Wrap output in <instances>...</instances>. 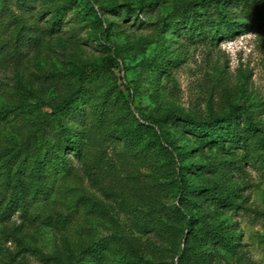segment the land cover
Instances as JSON below:
<instances>
[{
	"label": "rangeland",
	"instance_id": "1",
	"mask_svg": "<svg viewBox=\"0 0 264 264\" xmlns=\"http://www.w3.org/2000/svg\"><path fill=\"white\" fill-rule=\"evenodd\" d=\"M192 1L36 0L27 10L9 5L12 12L4 18L9 27L0 41V169L19 155L43 122L51 123L45 119L49 105L62 97L77 66L116 54L119 67L92 77L89 121L84 126L75 123L84 131V155L63 154L71 159L73 170L57 174L50 195L31 199L28 210L5 214L14 189L1 184L0 264H45L24 246L47 256L59 255L64 263L71 254L113 235L123 237L129 255L142 253L152 264H178L182 240L174 242L170 234L146 232L141 226L143 211L162 205L164 223L174 218L178 164L173 159L181 163L177 153L186 155V164L204 165L209 157L216 163L219 171L207 175L197 171L196 181L229 172L231 162L245 155L264 157V148L256 143L247 150L229 151L206 147L198 137L178 132L173 156L150 147L153 131L148 124L170 110L206 118L211 108L233 103L246 107L255 121L264 124V31L249 26L234 38L229 34L221 40L201 41L165 28L164 22ZM87 2L99 14L116 9L124 13L128 3L137 11L126 21L120 12L103 13L105 26L113 22L112 30L104 33L85 7ZM152 3L156 4L151 12ZM110 5L119 8H107ZM252 9L253 5L243 11L237 3L227 8L238 23H253L255 17L248 15ZM200 11L201 4L178 17ZM59 12L62 20L57 23ZM24 25L31 28L32 37L26 47L19 38ZM161 58L169 65L156 73L149 64ZM34 143L32 139L30 146ZM231 180L242 186L240 200L246 209L231 212L211 204L207 213L216 224L235 222L242 247L238 252L215 249L213 264H264L263 163H243ZM106 264L118 260L111 256Z\"/></svg>",
	"mask_w": 264,
	"mask_h": 264
},
{
	"label": "trees",
	"instance_id": "2",
	"mask_svg": "<svg viewBox=\"0 0 264 264\" xmlns=\"http://www.w3.org/2000/svg\"><path fill=\"white\" fill-rule=\"evenodd\" d=\"M35 2L36 0H0V41L2 34L9 27L7 23H4V18L12 12L9 5L27 10L32 8ZM234 3L242 6L243 11H248L253 5L252 11L249 10L248 13L250 18L255 17L253 23H250L252 21H246V23L233 21L227 8ZM155 4H150L148 11L152 12ZM199 4H201L200 12H196L193 16L178 17L186 9H193ZM144 6V4L141 5L138 10L143 12ZM85 7L90 9V15L101 24L104 33L112 30L113 22L105 26L106 22L101 16L103 13L120 12L121 18L126 21L130 14L137 11L129 3L124 13L116 9V11H102L99 14L89 2L85 4ZM111 7L119 8L116 5H110L107 8ZM254 12L255 15H252ZM56 18L57 23H60L62 20L60 12ZM164 23L165 28H173L175 34H185L191 39L214 41L221 40L226 35L234 38L245 30L242 29L243 27L257 26L264 31V4L260 3V0H194L178 8L176 14ZM30 32L31 28H26L25 25L20 29L19 38L25 41L23 47H26L32 38L29 35ZM96 37L102 41L100 34H96ZM168 65L169 61L161 58L153 60L149 67L156 73H162ZM116 67H119L118 57L116 54H111L102 62L79 65L71 73L73 80L67 84L62 97L49 105L51 111L46 114L45 119L50 120L51 123L43 122L37 132L29 135L19 155L13 156L6 166L0 169V186L4 183L5 186H9V189H14L6 204L5 214L19 208L28 210L31 199L35 200L40 195H50L52 186L58 179L57 174L59 172L69 174L73 170L71 159L63 155L65 152H74L75 157H83L85 149L81 140L84 131H81L75 123H81L84 126L89 121L87 103L92 93L89 83L93 76L105 74ZM148 125L153 131V138L149 141L150 147L158 149L162 154L172 156L178 150L179 137L187 134L198 137L206 147L219 146L229 151L247 150L256 143L264 148V124L255 121L246 107L233 103L219 110L211 108L206 118H197L179 110H170L153 118ZM38 132H41L40 137ZM175 132L181 135L177 136ZM32 139L35 141L34 147L30 146ZM177 154L181 163L173 159L175 165L178 164L175 178L178 205L172 214L174 218L171 222L164 223L166 208L162 205L143 211L141 226L146 232L158 230L163 234H170L174 242L177 239L182 240L183 248L180 246L178 264H213L215 249L223 247L228 251L241 250V232L232 220H224L218 224L209 221L207 207L215 204L231 212L246 209L240 200L242 186L233 183L231 178L234 176V171H241L242 164L248 161L262 162L264 168V157L250 159L248 155H245L240 161L231 162L233 164L229 172L222 171L219 177L208 176L203 181H196L193 175H197V171L204 175L219 171L216 163L209 157L204 165L186 164V155L182 151ZM196 209H198L197 213ZM125 246L122 236L113 235L94 242L78 254H71L64 263L59 255L47 256L38 248L27 246L24 248L26 252L33 253L45 264H106L111 256L118 260V264H152V261L142 253L129 255Z\"/></svg>",
	"mask_w": 264,
	"mask_h": 264
}]
</instances>
